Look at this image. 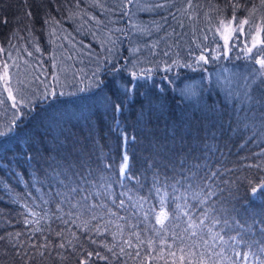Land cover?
I'll return each instance as SVG.
<instances>
[{"label": "trees", "instance_id": "obj_1", "mask_svg": "<svg viewBox=\"0 0 264 264\" xmlns=\"http://www.w3.org/2000/svg\"><path fill=\"white\" fill-rule=\"evenodd\" d=\"M234 5L239 7L234 8ZM245 19L249 23L243 25V32L235 41L237 47L232 49L228 58L222 56L223 49L222 61H212L209 52H205L209 62L197 68L195 57L198 53L201 54L202 49L208 48L211 51L217 42L223 44L215 32L220 21L223 20L225 24L231 21L232 27H235ZM131 20L138 25H132ZM184 21H187V27L182 30ZM81 22V25L78 24ZM143 28H147L148 32L144 34L145 38L138 39L137 34L143 32ZM249 28L252 35L257 29L264 28L262 0H0V49H3L0 51V65L6 62L11 68L14 61L12 58L16 55L17 58L26 59L35 77L41 73L46 77L47 71L42 67L52 69L55 47H89L94 55L90 58L97 63L99 57H102L99 54L101 49L103 51L104 48L102 54L105 53V46L96 47L94 39L106 38L108 33H119L122 37L119 43L122 45L117 48V54L108 49L113 56L108 61L105 60L100 79H108L105 72L113 66L125 76L130 71H152L150 79L139 81L143 87L137 92L136 102L129 104L120 116L127 130L136 138L135 144L124 145L129 149V156L135 164V174L139 175L143 168L154 162L157 164L156 170L167 171L168 175L172 174L170 169L173 166L179 168L181 159L186 158L188 163H203L202 159L193 158L205 154V144H213L217 148L212 160L213 170H230L224 179L229 183L235 182L231 189L232 197L225 207L235 208L231 215L241 223L246 221V226H251L256 233L258 229H264V204L249 199L245 182L252 180L258 183L264 179V168L256 167L264 164V155L261 154L264 153V122L258 117L252 118V113L246 114L245 106L238 99L226 103L228 89L223 87L219 76H213L218 66H236L239 62L245 64L247 61L257 68L256 82L259 83L261 69L255 60L264 57L257 55L246 60L240 54L243 49L240 48L241 41L251 47ZM261 36L264 39V31ZM182 47L184 51H181ZM166 48L172 52L170 59L161 57L167 53ZM255 52L253 49V53ZM69 56V63L74 62L71 59L74 56L70 53ZM185 57L186 60L183 59ZM177 59L182 64H192L195 71L177 66L166 71V65ZM63 60L65 57L62 62ZM86 63V60H80L75 65ZM79 68L77 76L80 71L87 72L84 67ZM195 76H200L203 80L202 83L192 85H198V90L191 96L185 85L193 84ZM78 89H68L63 95L58 91L55 97L33 102L35 107L32 109V116L35 118L26 117V126L17 129L21 137L27 138V147L22 149L20 144L9 143L0 147L3 165L13 169L11 173H6L0 168V178L3 179L0 184V236L4 237L0 241V264H81V261L86 264H123L124 261L127 264H140L146 253L157 256L161 247L167 253V245H160L159 237L154 249L147 245L141 246V257L133 259L136 247L125 248V252L131 253V256L119 254L117 245L122 244L119 235L115 240L103 231L99 235L93 231L85 236L82 226L77 228L71 222L64 225L59 221H41V224L51 223L55 231H62L61 236H56L54 232L33 235L28 229L35 225L23 223L26 212L24 204L33 205L35 211H40L35 205L41 204V193L50 191L46 173H51L54 168L69 172L81 171L89 166L97 168L101 163L100 149L94 147L97 142L103 146L105 153L111 149L115 162H120L118 142L109 128L112 113L103 107L99 89L95 86L87 91ZM251 91L255 96V85H252ZM142 92H147L157 105L162 103L165 108L151 115L146 114L145 120L137 124V115L143 103L140 97ZM237 107L241 109L239 113L234 110ZM256 111L257 109H252V112ZM28 155L31 156L30 166L25 163ZM104 163L111 164L112 160H105ZM148 175L151 177V173ZM129 183L130 186H135V181ZM37 188L41 191L37 192ZM113 189L117 195L122 191L118 185H114ZM146 191L145 188L140 194L145 195ZM48 198L47 195L44 196V199ZM148 206L145 205V208ZM47 207L54 208V205L50 203ZM121 214H124L123 210ZM28 218L32 217L29 215ZM141 220L140 228H148L142 235L152 236L154 217L147 220L141 217ZM112 231H115L114 227ZM10 233L21 235L9 236ZM45 236L48 240H45ZM256 238L259 239L258 235ZM123 239H127V235ZM49 240V247H37ZM168 240L171 243L170 236ZM132 242L133 245L136 244L135 238ZM61 243L64 247H56ZM110 248L117 253L116 256L112 255ZM88 252L93 255L88 257ZM97 253L108 259H99ZM227 254L233 255L230 251ZM165 259H168L167 255ZM145 264H165V261L145 260Z\"/></svg>", "mask_w": 264, "mask_h": 264}, {"label": "snow or ice", "instance_id": "obj_2", "mask_svg": "<svg viewBox=\"0 0 264 264\" xmlns=\"http://www.w3.org/2000/svg\"><path fill=\"white\" fill-rule=\"evenodd\" d=\"M262 4H264V0H262ZM162 6L156 5V7ZM233 7H239V5ZM233 21H235V16H233ZM248 23L249 21L245 19L232 27L231 21L225 24L221 20L220 26L215 29V32L223 40V44L217 42L216 48L211 51L208 48L202 49L201 54L195 57L196 67L199 68L202 64L209 62V57L204 54L205 52H209L210 55L214 52L212 60L216 61L221 58V49H223V57L228 58L229 53L237 46L235 41L237 36L243 32V25ZM262 31L264 28H259L256 34L252 35V30L249 28L251 47L245 44L241 49L244 59H253L257 55L264 57ZM205 39L208 37L205 36ZM213 41H216L215 35ZM230 42H232L231 47ZM253 49L256 50L255 53H253ZM164 55H168V53H164ZM255 63L259 64L261 69L258 76L259 83L257 84L256 80L251 83L245 82L239 86L242 89L239 92L228 90L226 103L238 99L239 103L245 106L246 114L252 113V118L258 117L261 122H264V58L256 59ZM53 66L55 67V63ZM173 66L191 68L195 71L192 64H182L179 59L166 65V71H171ZM8 67L5 62L0 81L3 84V92L7 93V100L11 101L14 113L10 122L0 125V147L9 143L20 144L24 149L28 145V140L26 137H21L17 129L26 126L24 123L26 117L35 118L32 116V109L35 107L34 100L55 97L57 90L55 87L46 86L42 93L35 92L29 98L22 88L16 87V94H13ZM100 72L101 69L98 66L91 76L85 77L90 81L87 87L79 88L78 91H87L93 86L99 89L103 107L112 113L109 128L118 142L120 162L119 164L115 162L111 149L105 153L103 146L97 142L94 147L100 149L99 160L101 161L97 168L93 169L89 166L84 170H72L71 172L68 170L57 171L54 168L51 173H46L50 191L46 194L41 193L39 197L41 204L35 205L40 211H35L33 205L24 204L26 212L23 223L30 226L35 225L28 230L33 235L54 232L56 236H61L62 231H55L51 223L41 224V221L52 223L59 221L64 225L71 222L76 224L77 228L82 226L85 236L93 231L99 235L103 231L109 233L115 240L119 235L122 238V244L117 245L119 254L131 256V253L125 252V248L136 247L133 259L141 257L139 251L141 246L147 245L148 248L154 249L157 237H159L158 243L162 246L167 245V253L163 247L157 256H153L150 252L146 253L140 260V264H145V260L157 259L164 260L165 264H169V260L171 264H251L253 261L255 264H264V229H258L254 233L251 226H246V221L241 223L231 215L232 212H235V208L225 207L232 197L231 189L235 182L229 183L224 179L230 170L221 168L213 170L212 160L217 151L215 145L205 144V154L193 158L194 160L202 159L203 163H188L186 158L181 159L178 169L175 166L170 169L171 175H168L167 171L156 170L155 162L143 168L139 175L135 174V164L129 156V149L124 145L135 144L136 138L132 132L127 130L126 124L120 119V116L129 104L136 102L137 92L143 87L139 81L150 79L152 71L150 69L139 72L130 71L125 76L121 70L113 66L111 70L105 72V75L108 76V79L105 80L100 79ZM53 79L59 84V76L56 73H53ZM80 82L83 83V79ZM252 85H255V96L252 95ZM3 92H0V105L6 103ZM59 94L63 95L64 93L60 92ZM140 97L143 103L137 115V124H141L145 120L146 114L151 115L153 112L163 111L165 108L162 103L157 105L147 92L140 93ZM252 109H257V111L252 112ZM234 110L237 113L241 111L239 107ZM239 120L238 115V128ZM261 154L264 155V153ZM108 159L112 160L111 164L104 163ZM30 160L31 156H26L25 163L29 164ZM256 167L264 168V164L256 165ZM0 168H3L6 173L13 171L3 165L2 159H0ZM148 173H151V177ZM130 181H135L134 187L130 186ZM37 182L43 183V181ZM2 183L3 179L0 178V184ZM245 183L249 199L264 204V179L258 183L252 180H247ZM114 185H118L122 189L118 195L113 189ZM145 188L147 189L146 194L141 195V191ZM36 191L40 192L41 190L37 188ZM226 192H228L227 196ZM28 195L31 196V193ZM45 195L49 198L44 199ZM50 203L54 205V208L47 207ZM145 205L149 206L145 208ZM121 210L124 212L123 215ZM29 215L32 217L31 219L28 218ZM141 217L144 220L154 217V225L151 227L152 236L142 235L148 231V228H140ZM133 220L136 222L133 223ZM155 225L160 227L156 228ZM113 227L115 231H112ZM12 235L19 237L21 233L9 234V236ZM125 235H127V239H123ZM257 235L259 239L256 238ZM169 236L171 243L168 240ZM133 238L136 241L135 245L132 242ZM3 239L4 237L0 236V241ZM45 240H48L47 236H45ZM92 242L95 243V241ZM50 243L49 240L48 243L37 247L47 248ZM56 247L62 248L64 244L61 243ZM253 248L255 251H252ZM109 251L113 256L117 255L113 249L110 248ZM229 251L233 253L232 256L227 254ZM92 255V252L87 253L88 257ZM96 255L99 259H108L107 256H99L98 253ZM165 255L168 259H165ZM81 264H86V262L81 261ZM123 264H127V261H124Z\"/></svg>", "mask_w": 264, "mask_h": 264}, {"label": "rangeland", "instance_id": "obj_3", "mask_svg": "<svg viewBox=\"0 0 264 264\" xmlns=\"http://www.w3.org/2000/svg\"><path fill=\"white\" fill-rule=\"evenodd\" d=\"M131 22H132V25H134V26L138 25L137 23H134L135 21H133V20H131ZM183 23H184V26L182 27V30H184L187 27V25H186L187 21L186 22L184 21ZM78 24L81 25L82 22L78 23ZM143 32H140L139 34H137L138 39L139 38H145L144 34H147V32H148L147 28H143ZM118 34H115V35H118ZM115 35H114V33L113 34L108 33V36L106 38L99 39L97 37L94 39V40H96V42H93V44L96 45V47H102L103 48L105 46V53L103 55L102 53L104 51V48H103V51L101 49V52L99 54L102 55V57L100 58L98 56L99 61L97 63L95 62L96 61L95 59L90 58V57H94V55H92L89 47H87V48H81V47L60 48V47H55V49H54L55 67L53 66L54 63L51 65L52 69H50L48 67H42L45 72L47 71L46 77L42 73L35 77L33 75V73H31L29 63L26 61V59H20V58H17L16 55H14V57L12 58V59H14V61H13L11 68H10L11 65L7 63L9 66L8 71H9V76H10V85L13 88V94H16L15 93L16 87L22 88L25 95H27L29 98L35 92H41L42 93L46 86L55 87L57 90V93H58V91L59 92H65L68 89L77 90L78 88L86 87L90 83V81L88 79H86L85 77L91 76L92 72L96 71L98 66L101 69L104 66L105 60L108 61L111 58V56H113V55L109 54L108 49H111L112 53L116 52V54H117V48L121 47L122 44L119 43V41H122V37L120 35H118V37ZM240 40H242V39H240ZM169 42L170 41H166V43H169ZM245 44H246V42L244 43L241 41V47L240 48H244ZM161 48H164V47H161ZM215 48L216 47H214L213 49H215ZM154 49H156V48H154ZM167 49L168 48H166L165 51L168 53V55L162 54L161 57L164 58V56H165L166 59H170L172 52L167 51ZM180 49H181V51H184L183 47ZM190 49L191 48H189V50ZM133 50H132V53H133ZM69 53L74 56L71 59L75 63H77V61H80V60L81 61L86 60L87 63L85 65H81V64L75 65L74 62L69 63V61H68V58L70 57ZM118 53H119V50H118ZM192 54H193V52H192ZM214 54H215L214 52L211 53V56H210L211 60H212V55H214ZM240 54H242V53H240ZM134 55H135V53H134ZM199 55H200V53L197 54V56H199ZM222 56H223V54H222ZM222 56L219 59L220 61H222ZM64 57H65V60H63V62H62V58H64ZM233 57H234V54H233ZM96 59H97V57H96ZM183 59L186 60V57ZM219 60H216V61H219ZM4 63L5 62H3L2 65H0V75L3 74V64ZM244 63L245 64L239 62L236 64V66H234V65H230V66L228 65L227 66V64H225L224 66H221V67L218 66V68L215 69L216 71H215V73H213V76H214V78H215V76H219L220 80L223 81V83H222L223 87L227 88L228 90H232V91H236V92L242 91V89L239 87L240 85L245 84V82L249 83L250 81L256 80V78H257V74H256L257 68L252 66L253 63L247 62V61ZM79 66L84 67V70L87 72L80 71V73L77 76L78 70L81 69V68H79ZM248 67H250V68H248ZM53 73H56L59 76V84H57L56 81L53 79ZM82 79H83V83L80 82ZM202 80L203 79L200 76H195V78L193 80V84H186L185 85V89H187V92L189 94H191V96H194L198 90L197 89L198 85L194 86V87L192 85H195L197 83H202L201 82ZM0 92H3L2 81H0ZM3 96L6 100V103L0 105V125H3L5 123L9 122V119L13 118V113H14V110L11 108V101L7 100V93L3 92ZM35 101H37V100H34L33 102H35Z\"/></svg>", "mask_w": 264, "mask_h": 264}, {"label": "bare ground", "instance_id": "obj_4", "mask_svg": "<svg viewBox=\"0 0 264 264\" xmlns=\"http://www.w3.org/2000/svg\"><path fill=\"white\" fill-rule=\"evenodd\" d=\"M129 1V0H128ZM132 3V2H131ZM130 4V3H129Z\"/></svg>", "mask_w": 264, "mask_h": 264}]
</instances>
